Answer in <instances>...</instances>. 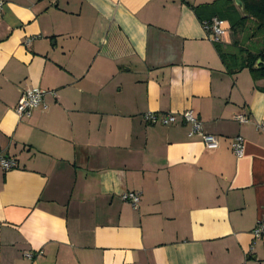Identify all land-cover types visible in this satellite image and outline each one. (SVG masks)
Listing matches in <instances>:
<instances>
[{
	"label": "crops",
	"instance_id": "obj_1",
	"mask_svg": "<svg viewBox=\"0 0 264 264\" xmlns=\"http://www.w3.org/2000/svg\"><path fill=\"white\" fill-rule=\"evenodd\" d=\"M1 1L0 264H264V78L201 26L223 20L227 48L236 0ZM29 89L54 95L18 119Z\"/></svg>",
	"mask_w": 264,
	"mask_h": 264
},
{
	"label": "built area",
	"instance_id": "obj_2",
	"mask_svg": "<svg viewBox=\"0 0 264 264\" xmlns=\"http://www.w3.org/2000/svg\"><path fill=\"white\" fill-rule=\"evenodd\" d=\"M4 4L0 0V18L2 15ZM225 22L218 18H212L210 20H205L201 22L202 29L204 30L207 39L213 43L218 44L221 38L225 35L224 29ZM54 95L53 92H46L38 89H29L22 92L21 97L15 109V114L18 119L30 117L32 111L36 108L44 106V97L46 95ZM183 124L188 129L189 136H199L201 137L206 148L213 149L217 146V139L212 135H206L202 132V127L200 121L193 115L192 111L186 110L180 114ZM143 119L148 124H160L162 126H167L176 122V116L172 114H167L158 117L154 113H147L143 116ZM234 120L239 124H247L249 118L244 114H236ZM257 130L264 134V126L262 124H257ZM231 149L237 158L243 155V140L240 137H236L232 144ZM15 166V162L9 160L0 155V167L3 170H9ZM120 199L124 202L129 203L132 208H137L140 201V194L137 192H126L120 196ZM251 236L254 241L264 239V224L259 222L251 231ZM39 255V253H38ZM35 256L34 253L25 254L27 259H31Z\"/></svg>",
	"mask_w": 264,
	"mask_h": 264
},
{
	"label": "trees",
	"instance_id": "obj_3",
	"mask_svg": "<svg viewBox=\"0 0 264 264\" xmlns=\"http://www.w3.org/2000/svg\"><path fill=\"white\" fill-rule=\"evenodd\" d=\"M239 13L230 19V44H214L230 74L247 69L254 78H264V0H240ZM237 7V6H236ZM260 61V65H256Z\"/></svg>",
	"mask_w": 264,
	"mask_h": 264
},
{
	"label": "water",
	"instance_id": "obj_4",
	"mask_svg": "<svg viewBox=\"0 0 264 264\" xmlns=\"http://www.w3.org/2000/svg\"><path fill=\"white\" fill-rule=\"evenodd\" d=\"M235 3L238 5V6H241V2L240 0H236ZM260 61H257L256 65H260Z\"/></svg>",
	"mask_w": 264,
	"mask_h": 264
},
{
	"label": "rangeland",
	"instance_id": "obj_5",
	"mask_svg": "<svg viewBox=\"0 0 264 264\" xmlns=\"http://www.w3.org/2000/svg\"><path fill=\"white\" fill-rule=\"evenodd\" d=\"M224 49H226L224 46H223ZM227 48H229V46H227Z\"/></svg>",
	"mask_w": 264,
	"mask_h": 264
}]
</instances>
